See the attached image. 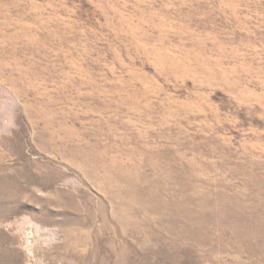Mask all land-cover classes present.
Masks as SVG:
<instances>
[{"label":"rangeland","instance_id":"1","mask_svg":"<svg viewBox=\"0 0 264 264\" xmlns=\"http://www.w3.org/2000/svg\"><path fill=\"white\" fill-rule=\"evenodd\" d=\"M0 264H264V0H0Z\"/></svg>","mask_w":264,"mask_h":264}]
</instances>
